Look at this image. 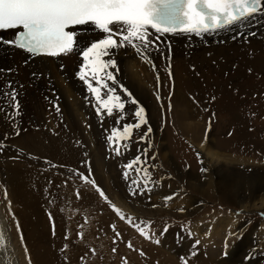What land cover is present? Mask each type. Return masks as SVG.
I'll list each match as a JSON object with an SVG mask.
<instances>
[{"label": "bare ground", "instance_id": "6f19581e", "mask_svg": "<svg viewBox=\"0 0 264 264\" xmlns=\"http://www.w3.org/2000/svg\"><path fill=\"white\" fill-rule=\"evenodd\" d=\"M76 30L81 35L80 43L102 35L98 31H93L90 25L78 26ZM254 30L259 32L258 35H261V32L264 33V16H258L254 20L236 25L230 29L210 32L201 36L166 34L161 37L160 51L150 52L151 60L155 64L156 71L153 70L152 64L137 56L131 48L120 49L116 52L115 59L119 65V73L116 76V79L119 81V84L116 85L117 91L120 93V86L132 91L139 105L145 108L149 121L148 126L153 129L148 139L153 138L154 140L160 141L159 144L161 147L157 153L154 152L155 159H148L144 165V167L149 169L151 174V181L148 185L151 191L146 195L136 198L129 197L128 182L125 180L122 181L121 170L124 168V165H118L122 159L120 160L118 157L113 159V156H110L113 161H103L102 157L97 158L98 162L96 160L95 170L100 173L99 180L104 182L103 185L104 187L106 186L108 196L112 202L120 207L124 213L137 217L143 216L145 218L155 215L169 217L188 215L194 212L201 204V201H203L200 196L192 193L193 190L203 193L205 191L204 187L216 188L215 190L218 193L225 195L223 199H227L229 204H233L246 211L259 210L261 213L264 212V175L257 172L256 176L254 174L248 175L252 172H245L235 167L240 163L255 165L256 161L252 160L251 162V159L236 157L226 154L221 149H215L217 138L211 137L206 131L203 132L204 127L198 121H204V118L199 120L198 117L201 118L202 116L193 112L192 109L190 110L192 105L189 101L185 100L183 94L179 92L175 93L171 113H173L174 122L178 130L187 137L189 142L194 144L200 154V159H202V167L207 169L204 173L198 171L199 179L189 180L187 182L190 190L186 189L181 183L183 179L182 171L173 170L174 173L167 171L164 165L166 162L172 169H176L174 165L179 163L177 159H174V162L170 160L173 151L169 137L163 133L159 134L156 130V123L160 111L159 105L162 101H158L156 95L158 92L162 97L163 89L168 88L166 85L169 75L166 74L165 68H168L169 64L171 65V71L174 77L171 81L173 83L172 89L210 88V86H214L216 83L223 85V83H219L218 81L208 82V74L213 75L216 73L217 75H222V73L210 65L208 57L211 55L208 54L209 56L207 55L208 57L206 58L205 53L212 51L213 54H217L225 51L227 55L229 52L227 50L231 49L238 52L243 46L250 47V49H260L264 53V39L261 41L255 36H250L251 31L253 32ZM12 38H14L13 31L0 32V39ZM244 39H246L245 42L247 44H245ZM253 59L257 64L260 57L253 56ZM80 63L81 58L76 54L61 55L55 58L45 56L33 58L23 50L12 47H0V143L4 144V148L0 150V230L5 235V245L0 250L1 264H29V257L30 264H47L51 257L49 254V242L51 239L49 229L51 225L44 211L47 208L52 209L53 204L58 201L65 204V198L69 199L70 195L68 191L59 186L61 190L58 188L48 190L49 195L52 192L55 194L52 195V200L45 198L46 200L42 201L41 198L43 196L41 191H45L48 187L41 186L42 183L39 180L33 181L26 176L22 178V175L26 172H21L19 175L16 170L18 161L13 162L10 160L11 156H15L18 152L13 144L14 141L19 138L25 139L26 136L30 135H35L39 138L42 132V134L64 132L67 133L66 135H71L78 145H80L81 139L84 136L86 138L89 137L88 140H91V136L94 135L99 137L107 136L113 127L122 130V125L116 123L117 116L108 117L105 115L103 121L97 117L95 108L92 106V104H95L94 98L90 96L83 82L75 76V73L79 70ZM193 65H196V69L192 68ZM9 68L14 69V71H4ZM204 69H207L206 71L208 72H205ZM196 71H199L200 76L203 78L202 81L204 83L206 82L205 87L201 86V82L197 76H189L190 73L194 74ZM33 73L36 75L34 76ZM157 74L160 78L159 86L157 84ZM9 81L13 83V86L19 92V115H16L11 110L9 107L11 101L7 96L3 95V93L9 91ZM108 83L110 84L111 81ZM247 84L252 83L244 82L235 88L240 89L247 86ZM120 94L126 102L125 111L122 113L126 119L122 123L134 122L135 118L133 113L137 105L128 102L129 98L124 96L123 93ZM85 97H88L92 101V104L88 103ZM56 102L60 106V114H57L54 110L53 105ZM215 103L219 104L222 101L217 98ZM231 110L232 108L227 111L230 120L236 113L233 110L231 112ZM13 119L15 120L14 124L12 122ZM90 122L91 124H89ZM242 123L240 122L239 124ZM239 124L237 123L236 136L244 133L243 129L239 128ZM144 131H147V126L134 133L126 147L128 158L123 159L124 161L129 163L137 155H143L141 151L143 149H155L154 147L149 148L147 143L140 141V136ZM17 132L19 133L18 135L16 134ZM6 136L8 137L7 139H5ZM224 141L227 142V140ZM175 142L177 144H185L184 141L181 142L178 139ZM219 143L221 144L220 141ZM111 150L108 151L110 152ZM153 155L147 156L152 157ZM104 163L108 169L110 168L107 171L109 173L114 169H121L117 172L114 179L110 178L111 181L105 178L108 176L104 175ZM195 174L197 173L195 172ZM185 175L190 179H195L194 175L190 174L189 171ZM140 177L143 178V173L140 174ZM133 178L136 177L133 176ZM5 191H7V199H5ZM173 194H176V198L167 201L166 205L164 198ZM61 196L63 198H60ZM149 197L150 199H148ZM9 201L11 202V212L14 213L15 220L9 213ZM50 201L53 202L50 203ZM69 202H71L70 199ZM69 202L67 201L66 203L68 204ZM152 205H157V207L153 208ZM181 207L185 209L183 213L178 211ZM67 217L69 216L67 215ZM16 221L19 222L20 228L22 229L23 244L16 231ZM246 225L240 219V216H237L235 211H229L226 216L215 219L214 222H208L207 225H199L198 223L192 226L191 229L199 237L207 234L210 235L209 240L210 238H214L213 236L219 238V241H216V243H218L217 246L219 245L221 255L225 250L227 252L234 251L235 253L239 251L241 252V257H238L240 264H264V255L260 254L264 253V227L260 231L258 226H250L246 229L248 227ZM240 233H243L242 237L238 243H234V239L238 238ZM25 245L28 249V256L24 252ZM225 245H227L226 249ZM253 256L254 258L247 259ZM218 264L220 263L218 262Z\"/></svg>", "mask_w": 264, "mask_h": 264}, {"label": "rangeland", "instance_id": "374dc122", "mask_svg": "<svg viewBox=\"0 0 264 264\" xmlns=\"http://www.w3.org/2000/svg\"><path fill=\"white\" fill-rule=\"evenodd\" d=\"M258 33L259 32H256L255 30L253 32L251 31L250 36H255L262 41L264 39V33L261 32V35H258ZM245 40L246 39H244V42ZM245 44L247 43L245 42ZM227 51H229L227 55L225 51H222L223 54L221 52L213 54L212 51L205 53L206 58L211 55V58L208 57L210 65L222 73V75H217L216 73H212L213 75L208 74V82L218 81L219 83H223V85L216 83L214 86H210V88H179V90H176L172 89L173 83L168 76V83L166 85L168 88L163 89L162 91L163 96L159 105L160 111L156 123V130L159 134L163 133L169 137L172 144L171 149L173 151L170 160H173L172 162H174V159H177V162L179 163L174 165L176 169L169 167L167 162L164 165L167 168V171H171L172 173H174L173 170L182 171L183 179L181 183L188 190H190V188L188 187L187 182L189 180L193 181L200 178L199 172L202 167V162L197 155L199 152L194 144L189 142L187 137L178 130L177 125L174 122L173 113L171 112L176 92L183 94L185 100L191 103L192 107H190V110L192 109L193 112L202 116L201 118L198 117L199 120L204 118V121H198V123L203 125V132L206 131L211 137L217 138L215 149H221L225 151L226 154L236 157L239 156L251 159V162L252 160H255L257 162V164L255 162V165L240 163L235 167L239 170H244L245 172H252L248 175L254 174V176H256L257 173L264 175V53L260 49H250V47L245 46H243L238 52L231 49ZM253 56L260 57L257 64L255 63L256 61H254ZM195 67L196 65L192 66V68L196 69ZM206 70L207 69H204L205 72H208ZM165 72L168 74V68H165ZM193 75L199 78L202 87L206 86V82L204 83L202 81L203 78L200 76L199 71H196L194 74H189L191 77ZM244 82H251L252 84H247V86L240 89L235 88L237 85ZM130 92L132 93V91ZM213 96L215 97L214 100L212 99ZM192 97H195L196 100L199 101V104L194 103ZM217 98H219L222 103L216 104L215 102ZM223 102L225 105H223ZM169 104H171L170 110ZM230 108L236 112L231 120L227 113ZM205 109H207V111ZM240 122L243 123L239 124ZM237 123L239 124V128H242L244 131V133L239 136H236L235 134L236 128H238ZM89 124H91V122ZM41 134L39 135V138L35 135H30L26 136L25 139L19 138L14 141L13 144L18 152L15 156H11L10 160L13 162L18 161L16 170L19 175L21 172H26L22 175V178L26 176L33 181L39 180L42 183L41 186L44 185L48 187L45 191L41 189L43 190L41 191L43 196L41 198L42 201H45L46 199L52 200V195L55 194L54 192L50 195L48 194L51 188L60 189V186L70 194L69 199L71 202H69V199L65 198V204L58 201L59 203H54L55 205L57 204L56 206L53 204L52 209L47 208L44 211L45 216H47L48 219L49 213L55 218V235L53 234V225L50 222L51 226L49 230L51 233V243L49 242V254L51 257L47 264H125V260L127 261V264H181L180 257L182 256L189 257L190 264H218V262L220 264H227V262L228 264H240L238 257H241V252L236 251L235 253L234 251H228L227 257L223 256V254L221 255L218 247L219 245L217 246L218 243H216V241H219V238L213 236L214 238H210L209 240L210 235L207 234H203L201 237L196 236L192 232V226L198 223L199 225H207L208 222H214L215 219L226 216L229 211H235L237 216H240V219L248 225L246 229L250 226H258L261 231L264 227V219L260 215L261 212H259V210L246 211L233 204H229L227 199H223L225 198V195L218 193L215 190L216 188L212 189L211 187H204L205 191L203 193L193 190L192 193L196 196H200L203 201H201V204L194 212L188 215L170 217L155 215L147 218L131 215L136 220L152 222L150 228L146 227L145 231L159 234L160 232H163L165 226L168 227V231L164 236L157 237L160 239L159 244L145 240L127 223V221H121L111 210L109 204L102 200L90 185L84 186L83 182L78 177L72 176L69 178L71 175L69 171L70 169H79L81 172L87 173V168L82 161H90L94 174L93 178L108 195L107 188L103 185L104 182L99 180L100 173L95 170L97 164L96 160L98 162L97 158L102 157L103 161H113L115 157H118V159H122L118 165H126L128 162L123 160L128 158L126 148L121 149L123 152L122 155L116 156L109 145H107V136L99 137L94 135L91 136V140H88L89 137L86 138V136H84L81 139L80 145H78L71 135H66L67 133L64 132H49L42 134L43 136ZM92 139L94 140L92 141ZM177 139L181 142L184 141L185 144H177L175 142ZM149 140H151L152 147L155 149L148 150V156L153 155L154 152L157 153L161 148L159 144L160 141L154 140L153 138ZM224 140H227V142ZM223 141L224 143H222ZM108 150L111 151L109 152ZM17 156L19 158H14ZM110 156H113V159L110 158ZM258 159L259 161H257ZM194 163L195 165L193 166ZM123 169L125 170V168H122V170L119 168L114 169L109 173L107 171H109L110 168L108 169L104 163V175L108 176L105 178H108L109 181H111L110 178L114 179L117 172L121 170L122 181H124ZM188 171L190 174L194 175L195 179H190L185 175ZM195 172L197 174H195ZM66 179L67 186H64ZM49 181H51V183H49ZM77 188H79L82 195V199L80 200H77L75 197V191ZM60 198H63V196ZM67 201L69 202L68 204L66 203ZM67 215L69 217H67ZM85 217L89 220V223L87 224L84 222ZM112 224L116 225V229L123 236L122 241L115 245L112 243L114 235L112 228L110 227ZM79 225H83V228H79ZM189 227L193 233L191 239L186 231ZM77 231H83L84 235L82 240L77 239ZM66 232L70 236V239L67 241L64 239ZM242 234L243 233H240V236L234 239V243H238ZM197 239L201 242L198 247V255L191 257L190 252L192 250V245ZM129 240L132 242L133 247L136 250H131L126 246ZM63 244H67L68 247L66 250L62 251V249H64ZM113 247L117 249L115 253L112 252ZM91 249H95L94 255L90 251ZM140 250H143L146 255L141 256L139 254ZM81 257H83V259H81Z\"/></svg>", "mask_w": 264, "mask_h": 264}, {"label": "snow or ice", "instance_id": "6c2138e0", "mask_svg": "<svg viewBox=\"0 0 264 264\" xmlns=\"http://www.w3.org/2000/svg\"><path fill=\"white\" fill-rule=\"evenodd\" d=\"M258 16H264V0H0V30H16L14 38L0 39V47H12L23 50L31 57H59L70 54L79 55L81 63L79 70L75 73L76 78L83 82L88 93L95 100V104L85 97L88 103L95 108L97 117L103 121L106 116H117L116 123L122 125V130L113 127L107 135L106 140L109 147L116 156L122 155V148H126L131 141L134 133L147 126L140 136V141L148 144L151 148V141L148 139L153 129L148 126L146 110L132 95V93L123 86H120V93L129 98L133 105H137L133 116L134 122L122 123L126 117L122 115L125 111L126 102L122 95L118 93L116 85L119 81L116 76L119 73V65L115 59V54L120 49L131 48L136 55L144 61L152 64L156 71L154 62L151 60V51H160L161 37L166 34L181 35L190 34L201 36L210 32H217L223 29H230L236 25L254 20ZM91 26L93 31L102 33L101 36L86 40L80 43L81 35L76 29L78 26ZM61 67H63L61 65ZM90 70V73H89ZM115 70V71H113ZM4 71L12 72L14 69ZM35 76L36 74L33 73ZM169 79H174L171 65L168 66ZM111 81L109 84L108 82ZM159 75L157 74V84L159 86ZM9 91L3 93L7 96L11 110L19 115L20 104L18 102L19 92L8 82ZM156 99L162 100L157 92ZM194 103L199 104L195 97H192ZM214 100L215 97L213 96ZM57 114L61 109L58 102L53 105ZM171 104H169V110ZM207 111V109H205ZM13 124L15 120L13 119ZM19 134L18 132L16 133ZM8 137L6 136L5 139ZM4 144L0 143V150ZM143 155H137L134 160L124 165L126 169L123 172V178L128 182V195L131 198L146 195L151 191L148 187L151 181V174L144 165L148 159H155L147 156L148 149L141 150ZM198 157L200 154L197 153ZM14 158H19L14 157ZM202 162V159H201ZM87 168V173L79 169H70V177H78L84 186H91L99 197L106 201L111 210L121 221L133 227L138 234L145 240L160 243L157 238L164 236L168 227L165 226L163 232L159 234L151 231H145L150 228L151 221L136 220L133 216L125 214L118 207L101 186L93 178L94 174L90 161H82ZM202 173L207 169L201 168ZM143 173V178L140 174ZM135 176L136 178H133ZM51 183V181H49ZM67 186V179L64 182ZM77 200L82 199L79 188L75 191ZM176 198V194L165 197V202ZM7 199V191H5ZM150 199V197H149ZM53 201H50V203ZM156 208L157 205H152ZM9 213L15 220L14 213L11 212V202L8 204ZM181 213L185 211L183 207L178 209ZM49 221L53 225V234L55 232V218L49 213ZM264 217V212L260 214ZM85 224L89 223L87 217ZM83 228V225H79ZM114 233L112 243L115 245L122 241V234L116 229V225H110ZM16 231L19 234L20 241L23 244V234L19 222L16 221ZM188 236L193 233L190 227L186 229ZM83 231H77V239H83ZM64 239H70L66 232ZM200 240H195L190 252L191 257L198 255ZM5 245V235L0 231V247ZM126 246L131 250H136L129 240ZM67 244L64 245L66 250ZM227 245H225L226 249ZM95 254V249L90 250ZM117 249L112 248L115 253ZM25 255L28 256L27 246H24ZM141 256L146 254L143 250L139 251ZM264 255V253H260ZM225 250L223 256L227 257ZM249 257L247 259H252ZM83 259V257H81ZM181 264H190L189 257H180ZM30 264V257H29ZM125 264L127 261L125 260Z\"/></svg>", "mask_w": 264, "mask_h": 264}]
</instances>
